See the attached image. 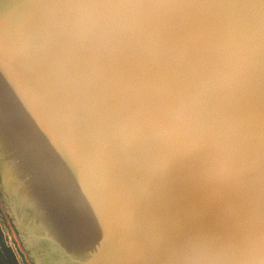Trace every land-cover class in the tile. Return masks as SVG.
<instances>
[{
	"label": "water",
	"instance_id": "1",
	"mask_svg": "<svg viewBox=\"0 0 264 264\" xmlns=\"http://www.w3.org/2000/svg\"><path fill=\"white\" fill-rule=\"evenodd\" d=\"M0 201L32 264H264V0H0Z\"/></svg>",
	"mask_w": 264,
	"mask_h": 264
},
{
	"label": "snow or ice",
	"instance_id": "2",
	"mask_svg": "<svg viewBox=\"0 0 264 264\" xmlns=\"http://www.w3.org/2000/svg\"><path fill=\"white\" fill-rule=\"evenodd\" d=\"M169 96L173 94L169 91ZM164 97L162 96V100ZM143 110H141L142 113ZM142 127L156 128L160 121L155 114L143 118ZM176 120L179 122L181 127L184 129L185 139L180 147L170 148L163 157L162 163H167L170 160L179 159L183 155L191 154L200 150L206 143H209L215 139L211 132H203L197 128L196 123L185 115L182 109L177 110ZM161 135H167L168 130L164 129Z\"/></svg>",
	"mask_w": 264,
	"mask_h": 264
},
{
	"label": "rangeland",
	"instance_id": "3",
	"mask_svg": "<svg viewBox=\"0 0 264 264\" xmlns=\"http://www.w3.org/2000/svg\"><path fill=\"white\" fill-rule=\"evenodd\" d=\"M0 264H32L24 245L0 201Z\"/></svg>",
	"mask_w": 264,
	"mask_h": 264
}]
</instances>
